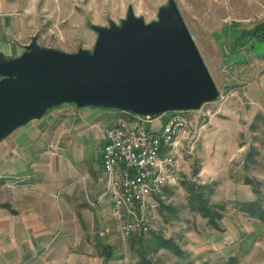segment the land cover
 <instances>
[{"label": "rangeland", "instance_id": "374dc122", "mask_svg": "<svg viewBox=\"0 0 264 264\" xmlns=\"http://www.w3.org/2000/svg\"><path fill=\"white\" fill-rule=\"evenodd\" d=\"M167 1L0 0V24L8 32L0 34V42L10 45L9 50L3 47L8 57L19 56L32 36L41 46L69 53L91 50L96 38L91 24L118 23L128 6L149 23ZM175 2L220 98L190 113L196 123L204 119L206 126L192 138V147L181 153L176 181L156 196L157 207L148 212V232L125 234L113 217H100V229L91 232L101 241L94 246L95 264H264V217H259L260 209L252 215L238 205L256 202L264 211V41L255 44L258 50L250 47L252 42L237 48L238 55L233 56L227 38L231 30L251 31L264 20V0ZM252 36H247L249 41ZM67 106L97 114L96 130L90 129L85 140L87 154L81 170L85 177L96 176L104 183L101 134L122 115L63 104L47 110L41 119ZM169 113L151 119L147 128L160 129ZM11 232L0 229L3 261H14L10 252L22 255L18 249L23 246L2 240H8Z\"/></svg>", "mask_w": 264, "mask_h": 264}, {"label": "water", "instance_id": "95a60500", "mask_svg": "<svg viewBox=\"0 0 264 264\" xmlns=\"http://www.w3.org/2000/svg\"><path fill=\"white\" fill-rule=\"evenodd\" d=\"M90 28L91 50L69 53L32 36L19 56L0 51V141L63 104L155 119L219 100L175 0L149 23L128 6L118 23Z\"/></svg>", "mask_w": 264, "mask_h": 264}, {"label": "crops", "instance_id": "0c3cea01", "mask_svg": "<svg viewBox=\"0 0 264 264\" xmlns=\"http://www.w3.org/2000/svg\"><path fill=\"white\" fill-rule=\"evenodd\" d=\"M2 24L0 34L8 35ZM9 46L0 42V51ZM48 116L0 141V229L12 230L2 240L23 246L21 256L10 252L14 261L0 257V264H95L94 246L101 241L91 232L100 229L102 215L112 217L99 199L103 179L81 170L97 114L67 106Z\"/></svg>", "mask_w": 264, "mask_h": 264}, {"label": "built area", "instance_id": "2783aa9c", "mask_svg": "<svg viewBox=\"0 0 264 264\" xmlns=\"http://www.w3.org/2000/svg\"><path fill=\"white\" fill-rule=\"evenodd\" d=\"M190 113L170 112L156 131L147 128L151 118L129 113L104 128L100 199L108 203L111 216L125 234L148 232V212L155 211L156 196L176 181L181 153L192 147L205 128V120L196 123ZM53 146L52 141L50 148Z\"/></svg>", "mask_w": 264, "mask_h": 264}, {"label": "trees", "instance_id": "16d2710c", "mask_svg": "<svg viewBox=\"0 0 264 264\" xmlns=\"http://www.w3.org/2000/svg\"><path fill=\"white\" fill-rule=\"evenodd\" d=\"M227 38L229 40L228 43V48H229V52L230 55L232 54L233 56L238 55L236 54V49L237 48H245L248 45H250V43H252V45H250V47L254 50H258L259 46H255V44L259 43V42H263L264 41V20L259 23L255 29L251 30V31H235V30H231L229 32H227ZM249 34H252V40L249 41V37H247ZM227 41V40H226ZM247 45V46H246ZM255 46V47H254ZM118 114H121L122 117H125L126 113L125 112H117ZM239 205V209L244 211L245 213H250L252 215H255V213L259 210L258 215L260 214L259 217H264V211L261 212V208H258L257 203H240ZM255 211V212H254ZM208 214V212H207ZM261 219V218H259ZM264 220V218L262 219ZM136 235V234H134Z\"/></svg>", "mask_w": 264, "mask_h": 264}]
</instances>
